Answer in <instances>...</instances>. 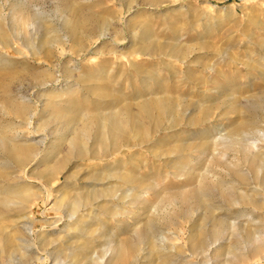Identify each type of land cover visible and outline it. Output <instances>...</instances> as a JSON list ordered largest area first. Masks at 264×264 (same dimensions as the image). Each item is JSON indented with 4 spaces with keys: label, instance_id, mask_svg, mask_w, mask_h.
Segmentation results:
<instances>
[{
    "label": "rangeland",
    "instance_id": "rangeland-1",
    "mask_svg": "<svg viewBox=\"0 0 264 264\" xmlns=\"http://www.w3.org/2000/svg\"><path fill=\"white\" fill-rule=\"evenodd\" d=\"M0 20V264H264V141L231 142L264 128V0H0Z\"/></svg>",
    "mask_w": 264,
    "mask_h": 264
},
{
    "label": "bare ground",
    "instance_id": "bare-ground-1",
    "mask_svg": "<svg viewBox=\"0 0 264 264\" xmlns=\"http://www.w3.org/2000/svg\"><path fill=\"white\" fill-rule=\"evenodd\" d=\"M66 4V3H65ZM3 13V12H2ZM2 13H1V15H2ZM2 16H4L5 17V15H2ZM84 19V18H83ZM3 20H5V19H3ZM86 20V19H85ZM84 20V21H85ZM83 21V20H82ZM81 21V22H82ZM0 22H1V20H0ZM68 22V21H67ZM5 23V22H4ZM66 23V22H65ZM83 23V22H82ZM82 23H80V24H82ZM85 23V22H84ZM8 24V23H7ZM33 25L35 24V21H33V23H32ZM66 24H68V23H66ZM80 26V25H79ZM10 28V27H9ZM8 31H9V29H8ZM89 34V33H88ZM91 34V36H92V34L93 33H90ZM13 36H9V35H6V34H4V33H2V32H0V49H5V48H7V46L8 45H10L9 43H10V41H11V39L12 38H17V35H16V33H14V34H12ZM93 39V38H92ZM60 42V41H59ZM75 47V46H74ZM62 48V47H61ZM84 51V50H83ZM65 52V49H63L62 50V54ZM78 56H81V55H79L78 54ZM5 57H6V55H5ZM3 59V58H2ZM76 59V58H75ZM71 60V59H70ZM5 61V60H4ZM3 62V61H2ZM10 93V92H9ZM7 94V93H6ZM10 95V94H9ZM11 95H12V98H13V100L14 101H17V96L15 97V95H17V94H12L11 93ZM13 102V101H12ZM153 106V105H152ZM144 107V106H143ZM16 109H17V106L15 107ZM170 108V107H169ZM24 109V108H23ZM159 110V109H158ZM160 111V110H159ZM35 115H36V113H34V112H32V113H30L29 114V116L27 117V124H32V120H33V118L35 117ZM120 116V115H119ZM176 117V116H175ZM253 117V116H252ZM120 119V118H119ZM130 119V118H129ZM248 121V120H247ZM135 122V121H134ZM128 123H130V122H128ZM139 123V122H138ZM252 123V122H251ZM257 123V122H256ZM135 124H137V123H135ZM258 124V123H257ZM139 125V124H138ZM255 125V124H254ZM126 126H128V125H126ZM172 126H174V125H172ZM262 126V125H261ZM219 127V126H218ZM127 128V127H126ZM132 129V128H131ZM246 129V128H245ZM217 130V129H216ZM242 130V129H241ZM135 131V130H134ZM235 132V131H234ZM241 132V131H240ZM77 133V132H76ZM129 133V132H128ZM224 133V132H223ZM231 133V132H230ZM133 134H135V133H133ZM252 134H256L259 138H260V140H262V141H264V128H259V126L257 127V129H255V130H253V131H242V133L240 134V135H233L232 136V139H231V142H233V144H235V142L237 141V140H239V141H246V142H249V140L252 138ZM121 135V134H120ZM254 136V135H253ZM135 137V136H134ZM227 138H228V136H227ZM254 138V137H253ZM256 138V137H255ZM6 138H3V136H1V134H0V158H3L2 156H3V154L4 153H6L7 152V154L9 155L10 153H12V149L14 148L13 146L15 145V144H11L10 142H7L6 140H5ZM218 139V138H217ZM216 139V140H217ZM118 140H120V139H118ZM254 140H256V139H254ZM252 141V140H251ZM7 142V143H6ZM238 142V141H237ZM256 142H258V141H256ZM256 142H254L253 141V144L255 145L256 144ZM9 143V144H8ZM12 143H14V142H12ZM114 144V143H113ZM241 144V143H240ZM248 145V144H247ZM122 146V145H121ZM240 147V146H239ZM253 148H254V146H253ZM256 148V147H255ZM258 148V147H257ZM15 149V148H14ZM246 150H247V148H245ZM253 150V149H252ZM254 151V150H253ZM42 150H40V151H37V153H36V155H41L42 154ZM125 152V151H124ZM237 152V151H236ZM250 153H251V151H250ZM8 157V156H7ZM6 158V157H5ZM224 158V157H223ZM8 161V163H9V160H7ZM7 164V162L6 161H0V169H2L5 165ZM10 164V163H9ZM258 165V166H257ZM235 165H233V167H234ZM256 166L260 169V170H263L264 169V163L262 164V163H259V164H256ZM11 167H13L14 168V166L11 164ZM241 167V166H240ZM249 169V168H248ZM243 170V169H242ZM245 170V169H244ZM225 171V170H224ZM226 172V171H225ZM246 172V171H245ZM8 174V173H7ZM239 178H241V177H244V173L243 172H241V171H239V172H237V173H235ZM246 176V175H245ZM248 177V176H247ZM246 177V178H247ZM228 178V177H227ZM213 179V178H212ZM232 179V178H231ZM230 179V180H231ZM236 179V178H235ZM251 179V178H250ZM216 180V179H215ZM214 180V181H215ZM222 180V179H221ZM224 180V179H223ZM225 181V180H224ZM236 181V180H235ZM251 181V180H250ZM217 183V182H216ZM16 184V183H15ZM213 184V183H212ZM239 184V183H238ZM6 185V184H5ZM206 185V184H205ZM215 185V184H214ZM217 185H218V183H217ZM225 185V184H224ZM230 185V184H229ZM213 187V186H212ZM215 187V186H214ZM216 187H218V186H216ZM15 188V187H14ZM206 188V187H205ZM230 188V187H229ZM228 187H227V190H223L222 191V195H220V196H223V197H225V199L227 200V199H230V198H233L234 197V192L233 191H231L230 189H229ZM256 187H254L253 188V190L255 189ZM259 188V187H258ZM9 189V188H8ZM211 189V188H210ZM236 189V188H235ZM239 189H240V187H239ZM257 189V188H256ZM218 190H220L219 188H218ZM237 190V189H236ZM251 190V189H250ZM12 191V190H11ZM205 191V190H204ZM207 191V190H206ZM221 191V190H220ZM249 191V190H248ZM12 193H14V192H12ZM218 193V192H217ZM220 193V192H219ZM3 194V193H2ZM101 196V195H100ZM99 196V197H100ZM249 195H247V197H248ZM249 197H251V196H249ZM249 197L247 198V199H249ZM28 198V197H27ZM243 198H246V195L245 196H241L240 198H235L234 197V199L232 200V203L234 204V205H237V204H239L240 203V201L241 200H243ZM83 199V198H82ZM207 199H208V197H207ZM13 200V199H12ZM27 200V199H26ZM205 200V199H204ZM16 201V200H15ZM28 201V200H27ZM206 201V200H205ZM224 201V200H223ZM59 200L58 201H56V203H55V206H58L59 205ZM107 202V201H106ZM219 203V202H218ZM224 203V202H223ZM226 203V202H225ZM8 204H11L10 202L8 203ZM23 204V203H22ZM28 204H29V202L26 204V205H24L23 206V208L22 209H25V207H29L28 206ZM18 205V204H17ZM21 205V204H20ZM20 205H18V206H20ZM81 206H83V205H81V201H79V200H77V199H75V200H73L72 202H70V207H69V209L67 210V215L69 216V219L71 220V221H73V220H75V219H73L74 217H76L77 218V213H78V211H79V209H80V207ZM21 207V206H20ZM239 207V206H238ZM22 209H20V210H22ZM19 210V209H18ZM28 210V209H27ZM22 213V212H21ZM19 214V213H18ZM239 214V213H238ZM244 214V213H243ZM20 215V214H19ZM22 215V214H21ZM25 215V214H24ZM241 215V214H240ZM219 216V215H218ZM224 216V215H223ZM17 217V216H16ZM28 217V219L30 218L29 216H27ZM22 218V217H21ZM80 218V217H79ZM16 219V218H15ZM28 221V220H27ZM68 221V220H67ZM30 222V223H29ZM29 222L27 223V226H28V234L30 235V234H33V232H34V229H33V226L31 225V220H29ZM76 222V221H75ZM75 222H74V224H75ZM149 222V221H148ZM147 222V223H148ZM67 223V222H66ZM70 224H71V222H69ZM94 224V223H93ZM72 225V224H71ZM150 225V224H149ZM148 225V226H149ZM68 227V226H67ZM72 227V226H71ZM26 228V227H25ZM70 228V227H69ZM74 228V227H73ZM78 228V227H77ZM80 229V228H79ZM200 230V229H199ZM76 231V230H75ZM212 232V231H211ZM259 232H261V231H259ZM208 233V232H207ZM81 234V233H80ZM153 235V234H152ZM154 238V237H153ZM208 235L205 233V232H203L201 235H199V236H194V237H192L191 238V240H192V246L193 247H197V248H199L200 250H202V248L205 246V245H207L208 244V249L210 248V245H212V244H214L216 241H214V242H211V243H208ZM215 239V238H214ZM156 240V239H155ZM160 240H162V242H163V244L164 243H168V238L167 237H165V236H161L160 237ZM135 242V241H134ZM156 242V241H155ZM155 242L153 241H151L150 243L151 244H155ZM124 243V242H123ZM162 244V246L161 247H163V249H166L167 247L166 246H164ZM127 245V244H126ZM130 246V245H129ZM134 247V246H133ZM154 247V246H153ZM171 249L173 250L175 247L173 246V245H171ZM132 248V247H131ZM198 250V249H197ZM133 252V251H132ZM51 254V253H50ZM108 254L111 256L112 255V252H111V250H107V251H105V253H104V256L100 259L101 261H104V259L108 256ZM168 255V254H167ZM93 256V255H92ZM37 257V256H36ZM169 258V257H168ZM38 259H40V257L38 258ZM36 262V261H35ZM166 262V261H165ZM51 264V263H50Z\"/></svg>",
    "mask_w": 264,
    "mask_h": 264
}]
</instances>
